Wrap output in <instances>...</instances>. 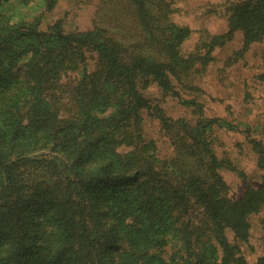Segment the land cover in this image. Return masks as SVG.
Masks as SVG:
<instances>
[{
    "label": "trees",
    "instance_id": "trees-1",
    "mask_svg": "<svg viewBox=\"0 0 264 264\" xmlns=\"http://www.w3.org/2000/svg\"><path fill=\"white\" fill-rule=\"evenodd\" d=\"M10 2L50 11L57 0L0 9ZM174 12L172 0H100L91 29L65 32L0 10V264H247L239 245L264 213V146L248 141L259 185L230 198L220 172L236 170L212 134L235 126L175 89L195 90L191 74L234 33L244 48L261 42L264 0L229 5L226 31L186 55L192 32ZM152 87L196 119L167 116ZM145 117L168 159L144 136Z\"/></svg>",
    "mask_w": 264,
    "mask_h": 264
},
{
    "label": "rangeland",
    "instance_id": "rangeland-1",
    "mask_svg": "<svg viewBox=\"0 0 264 264\" xmlns=\"http://www.w3.org/2000/svg\"><path fill=\"white\" fill-rule=\"evenodd\" d=\"M242 0H172L175 12L171 21L186 26L192 32L181 46V54L195 50L203 35H221L226 31V8ZM100 0H57L52 10L47 11L32 2L19 6L14 2L1 6L3 13L15 20L31 21L40 16V30L45 31L57 21H62L65 32L91 29L95 11ZM204 53V51H202ZM204 69L191 74L188 80L195 90L179 92L185 100H195L202 105L204 118H218L231 124L233 131L214 130L212 136L214 151L218 158L227 159L236 171L222 169L220 174L229 187V196L239 199L248 187H257L260 173L256 169V156L249 140L264 146V39L244 48L240 33H234L231 40L215 47L208 56ZM93 67L89 61L88 68ZM151 99L159 101L163 97L154 87L148 90ZM162 108L167 116L186 118L193 122L196 116L182 107L177 98L164 97ZM236 128V129H235ZM143 134L156 142L160 159L171 157L172 150L155 120L145 117ZM263 211L249 217V238L239 245L240 256L247 264H254L264 256V237L261 228ZM229 242L232 235L228 234Z\"/></svg>",
    "mask_w": 264,
    "mask_h": 264
}]
</instances>
